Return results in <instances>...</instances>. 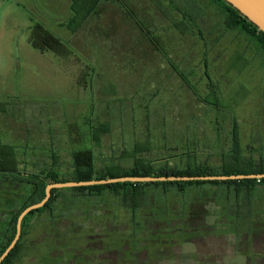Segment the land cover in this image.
Here are the masks:
<instances>
[{
  "label": "rangeland",
  "instance_id": "374dc122",
  "mask_svg": "<svg viewBox=\"0 0 264 264\" xmlns=\"http://www.w3.org/2000/svg\"><path fill=\"white\" fill-rule=\"evenodd\" d=\"M212 7L211 14L200 13L217 21L220 11ZM25 14L16 0H0V137L28 145L35 156L25 157L34 163H49L46 154L57 151L66 176L72 154L86 147L97 167H127L137 155L155 168L181 169L195 161L220 168L221 153L233 150L234 126L242 154L264 160L263 49L228 73L195 76L188 73L189 56L175 61L149 43L147 53L136 44L128 51L127 34L123 42L117 35L112 52L104 36L98 47L79 41L81 17L58 28L35 21L31 30L41 25L51 35L29 42ZM236 33L240 30L229 32L228 39ZM156 36L147 35L150 42ZM182 44L188 51L195 47L192 39ZM233 57L229 61H236ZM227 62L223 58L219 67ZM198 98L213 104L199 105ZM30 163L21 167L30 172ZM208 190L198 201L194 191L150 187L136 213L108 191L59 199L29 217L22 251L12 264H264V185L247 202L255 223L228 211L231 196L218 203L222 198ZM189 201L197 216L192 225L180 220L179 210ZM176 211L177 219L171 218Z\"/></svg>",
  "mask_w": 264,
  "mask_h": 264
},
{
  "label": "trees",
  "instance_id": "16d2710c",
  "mask_svg": "<svg viewBox=\"0 0 264 264\" xmlns=\"http://www.w3.org/2000/svg\"><path fill=\"white\" fill-rule=\"evenodd\" d=\"M74 4L78 0H72ZM81 1V0H80ZM226 14V25L231 28H238L257 40L264 49V32L260 31L253 23H251L239 11L233 8L225 0H217ZM216 1V2H217ZM84 3L83 1H81ZM93 0H90V7L84 13H81L82 8L74 7L76 13L75 19L79 14H87L92 6ZM217 2V3H218ZM86 7V3H84ZM85 18V17H84ZM39 26V27H38ZM38 30H31L29 42L46 41L50 33L41 25H36ZM52 39V38H51ZM34 48L37 46H33ZM235 123V122H234ZM96 135V134H95ZM94 135V136H95ZM232 148L230 152H222V163L220 168H215L208 163L188 162L184 168H176L169 165H161L157 168L153 167L150 161L135 155L130 166H122L118 163H109L106 166L97 167L95 163L94 153L91 148H80L72 154L71 170L64 176L59 169L57 151H51L46 154L47 161L42 164L34 163L30 160V164L34 165V169L30 172L27 167H21L22 164H29L28 155L35 156V153H28V145L20 144L13 145L5 142L0 137V226H4L3 242L0 243V254L8 246L15 235L16 220L19 213L27 206L40 201L45 194V187L49 183L65 182V181H86L94 179H108L121 176H151V175H176V176H200V175H233V174H262L264 173V160L254 159L242 154L240 138L237 134V127L232 130ZM32 151V149H31ZM51 153V154H50ZM187 157L190 153H184ZM38 165V166H37ZM264 185V178H242L228 180H178V181H154V182H115L109 184H95L87 186H74L64 188H54L51 191V196L45 205L27 213L22 220V229L18 242L8 253L5 259L0 264H12L14 259L18 257L22 251V237L25 234V228L28 226V219L35 212H41L47 208L50 209L51 204H55L60 200H69L73 196H92L101 195L105 191L119 196L126 207L131 209L132 213L143 206L147 195V189L150 187L160 188L164 193L171 188H175L176 192L186 194L188 191H194L197 200L203 201L206 196V189L211 192L218 203H224L232 197L233 204L228 203V211L238 214L243 220L250 219L253 223V217L250 216V210L247 208V202L250 197L259 190L260 186ZM221 192V194H219ZM70 196H67V195ZM222 195V196H221ZM200 196V197H199ZM243 197V199H241ZM241 199V200H240ZM242 200L244 202L242 203ZM64 201V200H63ZM191 202V203H190ZM192 201L183 206L179 212L183 214L180 219L181 223L192 225V219L197 218L192 211ZM235 205H238V209ZM225 204L221 205L220 209L225 208ZM246 209V210H245ZM176 211L173 219H177ZM50 213H53L50 211ZM201 213V211H198ZM197 214V213H196ZM251 222V223H252ZM195 225V224H194ZM1 230V231H2ZM0 231V232H1Z\"/></svg>",
  "mask_w": 264,
  "mask_h": 264
},
{
  "label": "crops",
  "instance_id": "0c3cea01",
  "mask_svg": "<svg viewBox=\"0 0 264 264\" xmlns=\"http://www.w3.org/2000/svg\"><path fill=\"white\" fill-rule=\"evenodd\" d=\"M16 1L26 11L24 23L29 30H31L35 21H40L46 28L48 26H52L53 28L67 26L68 20L76 15L74 5L77 9L82 8L79 10L81 13H84L90 7V0H81L86 3V7H83L85 5L80 0L76 4L72 0ZM179 1L93 0L87 14L78 13L77 15L83 19L79 31H83L84 34L79 33V41L88 42L91 40L98 47L100 44L97 45V42L101 43L103 41L102 36H104L105 39L107 38V46L109 43L108 48L112 52L116 49L117 35H120L123 42L125 34H127L129 37H127L128 41L125 42H128V46L125 49H128V51L132 45L135 46L136 44L143 45L141 51L145 50L144 52L147 53L149 43L156 51L167 50L170 57L175 59V61L176 57L189 56L186 58L187 65L190 66L187 67L188 73L195 76H199L200 74L198 73H201V76H205L210 72L217 74L222 71L225 74L230 71V66L234 70L235 65L239 61L247 63L251 60V56L261 54L263 48L257 40L238 28H231L226 25V14L219 3L214 0H210L209 2H198L195 0ZM119 2L121 4L120 7ZM214 5L220 11V17L217 21L212 17H205V13H200L201 10H206V13L211 14L212 6ZM206 6L208 8H204ZM180 7L184 9L182 13L179 12L181 10ZM135 14L140 17V20L136 18ZM201 18H203L202 23L199 22ZM103 27H106V30L102 34ZM236 30H240V33H236L237 35L234 34L236 36L233 35L228 39V33ZM150 32L157 33L156 39H152L153 42H150L147 37ZM132 33L135 34L133 35ZM223 35L225 37L221 39L220 37H223ZM189 39H192L193 45L195 44L192 51L182 48V42ZM233 54V58L237 62L229 61L230 56ZM223 58L228 59L225 69L219 67L220 64L223 65ZM175 69L178 71L177 68ZM178 72L180 76V71ZM184 82L185 78H181V84H185ZM187 89L189 90V88ZM197 100L199 105H202L201 102L205 105L213 104V102H209L206 98H198ZM12 144L14 145V143ZM28 162H30V159ZM1 242H3V230L0 232Z\"/></svg>",
  "mask_w": 264,
  "mask_h": 264
},
{
  "label": "water",
  "instance_id": "95a60500",
  "mask_svg": "<svg viewBox=\"0 0 264 264\" xmlns=\"http://www.w3.org/2000/svg\"><path fill=\"white\" fill-rule=\"evenodd\" d=\"M233 8L245 16L251 23H253L260 31L264 32V0H225ZM264 178L262 174H233V175H200V176H176V175H151V176H121L108 179H94L86 181H65L49 183L45 187L44 197L24 208L18 215L16 220V231L13 239L0 254V263L5 259L8 253L12 250L18 242L21 229L22 220L24 216L32 210L38 209L46 204L51 196V191L54 188L87 186L95 184H109L115 182H154V181H178V180H228V179H242V178Z\"/></svg>",
  "mask_w": 264,
  "mask_h": 264
}]
</instances>
